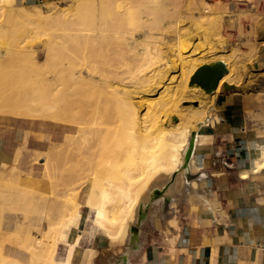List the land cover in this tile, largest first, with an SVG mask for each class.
Masks as SVG:
<instances>
[{
	"label": "bare ground",
	"instance_id": "obj_1",
	"mask_svg": "<svg viewBox=\"0 0 264 264\" xmlns=\"http://www.w3.org/2000/svg\"><path fill=\"white\" fill-rule=\"evenodd\" d=\"M1 2L11 5L13 0ZM68 2V9L49 8L47 14L40 6L34 10L11 7L0 13V39L12 48L0 58V114L39 120L40 125L49 120L62 133L41 153L49 157L46 164L31 167L28 181L23 177L8 179L5 171H12L10 165H3L0 171V236L4 211L23 214L15 239L30 253V264H51L63 226L82 205L89 215L94 212L100 216L101 229L108 232L112 243L122 241L140 200L154 191V180L171 179L182 171L184 161L189 160L192 133L208 124L194 117L186 137L179 133L185 120L181 103L187 97L184 92L191 76L188 62L183 60L177 66V80L172 75L169 85L159 88V93L152 92L154 82L166 77L173 59L183 56L185 36L179 33L195 22V11L200 20H216L217 14L204 0ZM19 34L35 41L41 50L17 40ZM15 40L20 44H13ZM234 79L225 76V90L239 87ZM174 80L179 84L176 91ZM143 108L145 113L137 112ZM168 108L172 112L167 120L176 118L171 127L161 115ZM20 155H24L23 149L13 157ZM256 166L257 171L264 166V147ZM54 167L69 173L68 180L74 185L90 186L82 203L76 201L78 194H58L60 184L53 178ZM79 173L82 178L77 179L75 174ZM10 186L40 187L13 192ZM44 186L50 191H44ZM36 203L44 205L45 226L31 224L33 218L39 222L41 216ZM82 233L67 249L80 245ZM0 264L22 263L7 257L0 245ZM63 264L73 262L64 260Z\"/></svg>",
	"mask_w": 264,
	"mask_h": 264
},
{
	"label": "crops",
	"instance_id": "obj_2",
	"mask_svg": "<svg viewBox=\"0 0 264 264\" xmlns=\"http://www.w3.org/2000/svg\"><path fill=\"white\" fill-rule=\"evenodd\" d=\"M15 1L32 6L60 0ZM258 30L262 36L264 22L258 24ZM237 89L215 97L208 124L192 138L198 142L194 154L196 181L184 192L179 189L176 196L166 194L165 187L155 188L147 205L141 204V199L137 210L141 205L139 214L145 215L144 221L129 233L136 221L135 213L122 241L112 244L108 232L101 228L108 238L98 230V236L86 240L85 233L79 230L82 212L76 214L79 218L75 222L63 226L58 243L65 246L66 255L68 244L82 233L73 264H264V166L256 170L264 147V88L254 93ZM33 121L40 127L53 128L51 145L62 136L55 123L48 120L40 125L39 120ZM24 133L25 128L18 124L0 130V171L3 165L15 163L21 149L24 162L30 163L24 150ZM33 133L34 129H30L27 142L32 141ZM49 142L38 143V152L49 150ZM188 161L193 164L194 159L189 155ZM43 190L49 192L50 187L44 186ZM187 192L193 195L191 203ZM69 232L72 236H68Z\"/></svg>",
	"mask_w": 264,
	"mask_h": 264
},
{
	"label": "rangeland",
	"instance_id": "obj_3",
	"mask_svg": "<svg viewBox=\"0 0 264 264\" xmlns=\"http://www.w3.org/2000/svg\"><path fill=\"white\" fill-rule=\"evenodd\" d=\"M204 1L207 4V7H209L217 14V16L215 17L217 21L211 20L212 22H210L209 20L207 21L200 20L199 19L200 13L197 10L195 11V15L197 17V19L195 18V22H193L190 28L181 30L179 33L182 36H185L183 37L184 39L182 40H184L183 42L186 44L185 45L186 47L184 46L183 48L181 47L182 51L184 49V52L181 51L183 56H180L179 58L175 57L173 59L172 66L169 67L167 71H165L166 77L160 79L157 82H154L157 89L155 88L156 90L155 89L152 90L153 93H159L160 92L159 88H164L167 85H169L170 81L172 80V75L173 77L176 78L175 80H177V78L179 77V72H178L179 69H177V66L179 65V63H182L183 60L185 62H188V64H190L188 67L191 69V76L189 78L188 85L186 86L188 91L184 92L187 93L186 94L187 97L183 99L181 103V107L185 115V120L179 126V133L182 135L183 139L186 137L189 127H191L189 122H194L195 121L194 117L198 118L197 122L200 121H203L204 123L208 122L207 118L215 105V100L217 98L216 96L219 95L220 93L225 94L230 92L229 90L224 89L226 85L224 82L225 76H229V77L232 76L233 79L236 78L234 79L235 82L239 83V87L237 90L238 91L241 90V92L254 93L264 88V37H263L264 32L262 30L261 33L263 32L262 33L263 35L260 36L258 30V24L264 22V14L262 13L263 12L262 9H264V0H204ZM17 6L20 7L21 5L17 4L15 0H13L11 5L1 2L0 8H2V10H0V13L4 12L5 10L11 7L17 8ZM34 6H40L42 12L47 14V10L49 8L52 11L55 10L63 11L68 9L69 2L68 0H60L58 2L52 3L51 5L37 3L32 6H21V7L27 8V10H34ZM15 12H19V11L15 9ZM2 22L3 19H0V23ZM25 23H29L30 25L32 24L30 27L35 26L33 24L34 22L32 23L25 22ZM19 38L20 39L17 40L19 41L22 40L24 42L23 44L24 45L28 44L27 46H29V48L35 45L34 47L35 51L41 50V48L36 45L35 41L26 38V36L19 34ZM19 41L16 42L15 40L13 44L15 43L20 44ZM0 43H1L0 58H5L11 46L8 45L7 47L6 46L7 43L5 42V40H3V38L0 39ZM186 50L188 52H186ZM184 53L186 54L184 55ZM42 60L44 61L43 58H41L39 61L41 62ZM179 60L180 62H178ZM218 60H222L227 64L228 74H226L221 79L220 84L217 90L215 91V93H213L212 95L206 94L205 91L202 90L200 87L190 84L192 76L195 74L196 70L200 66H202L203 64L216 62ZM150 70L153 71L154 68ZM236 75L237 77H235ZM251 75H252V79H249L251 78ZM239 78L241 80H239ZM177 85L179 84L175 81L172 85L174 91L178 90L177 88L179 86ZM138 111L141 113L146 112L145 108L138 109L137 112ZM148 111H150L151 113L152 109L147 108V112ZM171 112L172 110L168 108L161 113L163 117V122L165 124L167 123V125H170L169 127H171V125H173V123L175 124L176 122V118L174 119L173 117H172L173 119L171 118V121L169 119L167 120V116ZM214 116L218 117L216 121H219V116L216 110L214 111ZM214 123L215 121L209 126L214 125ZM15 124H18L19 126L25 128L26 140L29 135V130L34 129L33 137L31 139L32 141L29 143L25 140L27 144L25 143L24 145V150L26 151V154L29 155L28 158L30 159V162L32 161L33 163H26V162L22 163L24 161L25 155H20V157L16 159L15 163L12 165L13 167L12 171L7 170L5 171L6 174L8 172L9 173L6 175L4 174L5 173L4 172L3 175H6V177H8V179L10 180L13 179L20 180V178L23 177L28 181L29 177H31L29 171H31V167L33 165H38L40 167L46 164V159L48 157L47 154H41L43 152L37 153L35 151L41 150L38 145V143H40L41 141L43 140H45L46 142L50 141L52 137L53 128L51 126L40 127L37 124L31 123V120L27 118L20 117L18 119L16 118L14 119V117L12 116L0 114V130L2 128ZM194 134L196 133L193 132L191 135L190 140H192V142L190 141V147L188 150L190 152V157L194 159L193 164H191L190 161L186 163L184 161V165L181 171L182 173L176 172V174H173L171 176V179L165 178L166 176H164L162 179L166 181L162 180L160 177L156 178L154 180L156 186L153 187V190L154 188H158L162 190L163 188L166 187V194H170V195L175 194L174 196H176L179 192V189L182 190L181 192H184L185 188L187 186H190L189 184L191 182L196 181L194 176V173L196 172L194 154L198 142L196 141L193 142L192 138L194 137L193 136ZM47 150L48 148L45 149L44 151L46 152ZM33 154H36V156H31ZM54 170L55 172L53 173V178L55 181H58L60 184V186H58V194L60 195L78 194L76 201L82 203L85 194L89 192L90 186H76V184L74 185L68 180L69 173H67L64 169L61 168L56 169L54 167ZM180 173L182 175H180ZM8 175L11 177L9 178ZM75 175L77 176V179L82 178L81 176L82 173ZM168 179L170 180L167 182ZM38 187L40 186H10L13 192L20 190L21 191L27 190V189L28 191L29 189L36 190V188ZM191 194L187 192L189 203H191V200L193 199V195ZM146 196L147 195L144 194L141 200L142 204H146L144 201H147V199L151 197V195L149 197ZM81 207L82 210H80L79 212H82L83 218L79 230L85 233L84 238H86L87 240V238L92 239L93 237L98 236L97 234H95L98 230L101 232L102 235L108 238L106 232L100 230L101 228L100 216L94 212H92L89 215L88 211H86V208L83 205ZM35 208L39 210L41 216L39 222L36 221L35 218H33L31 224L33 225L38 224L39 226H45L46 217L44 216L45 214L43 213L45 211L44 205L41 203L39 204L36 203ZM140 208L141 207L139 206V209L136 212V221L131 226V228L137 226L138 223H142L144 221L145 215L139 214ZM191 209L194 210L193 207ZM20 214H18L15 211H11V212L4 211V216L2 218V225L4 226V228L1 231L3 235L0 236V245L3 246V252L7 257L18 258L20 263L29 264V260H30L29 256L31 257L30 253L25 249L19 247L17 245V240L15 239L17 233L21 231L23 224L24 217L23 214L21 215ZM17 215H19V217L15 219ZM88 215H89V219L87 221ZM78 218L79 216L74 214L71 221L75 222ZM131 228L129 230V233L131 232ZM68 236H72V232H69ZM22 250H25L27 253ZM67 250L68 252L66 255L65 246H63L62 243H57L55 253L53 254L54 264H62L63 260H72L75 249L74 250L67 249Z\"/></svg>",
	"mask_w": 264,
	"mask_h": 264
},
{
	"label": "water",
	"instance_id": "obj_4",
	"mask_svg": "<svg viewBox=\"0 0 264 264\" xmlns=\"http://www.w3.org/2000/svg\"><path fill=\"white\" fill-rule=\"evenodd\" d=\"M228 74L227 64L218 60L216 62L203 64L200 66L191 79L190 84L196 85L205 91L206 94L212 95L217 90L221 79ZM233 86L227 87V90L232 89ZM136 228L132 227L131 232Z\"/></svg>",
	"mask_w": 264,
	"mask_h": 264
}]
</instances>
